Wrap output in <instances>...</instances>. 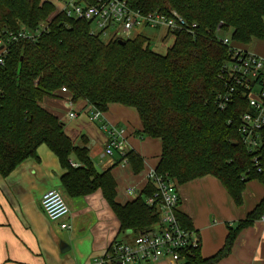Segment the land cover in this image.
I'll use <instances>...</instances> for the list:
<instances>
[{"label":"trees","instance_id":"16d2710c","mask_svg":"<svg viewBox=\"0 0 264 264\" xmlns=\"http://www.w3.org/2000/svg\"><path fill=\"white\" fill-rule=\"evenodd\" d=\"M128 1L145 14L176 10L197 25L195 35L176 33L173 46L160 55L141 35L124 45L92 36L89 23L58 14L49 0H0V31L17 34L45 25L36 40L11 43L0 65V175L8 177L46 145L66 170L61 181L69 197L101 191L122 232L142 233L159 223L156 207L145 201L154 186L148 184L136 200L118 204L111 170L98 172L86 145L76 146L64 123L44 108L45 98L66 88L74 103L84 101L103 113L112 104L136 109L141 136L161 142L158 174H168L179 186L212 176L242 206L250 182L264 186V130L261 148L249 152L239 133L241 116L251 111L247 98L238 90L225 110L218 108V97L229 93L224 67L230 53L216 41V33L222 23L221 32L232 30L234 45L243 48L264 39V0ZM73 157L77 168L71 165ZM127 157L140 172V156L129 152ZM263 216L264 198L244 220L228 226L225 243L214 256L203 258L199 248L183 253L179 264H218L231 255L239 234ZM177 218L192 230L186 216L177 213Z\"/></svg>","mask_w":264,"mask_h":264},{"label":"crops","instance_id":"0c3cea01","mask_svg":"<svg viewBox=\"0 0 264 264\" xmlns=\"http://www.w3.org/2000/svg\"><path fill=\"white\" fill-rule=\"evenodd\" d=\"M245 49L264 58V39L253 41ZM70 99V94L59 91L55 97L45 98L42 105L64 123L66 135L76 146L86 145L98 172L111 170L116 183V202L125 205L136 200L138 197L128 195L127 189L133 186L140 194L143 192L148 185L147 173L156 169L160 161L161 142L149 137L143 139L136 109L110 105L105 118L114 126L126 128V150L143 161L142 170L136 173L130 163L122 165L117 158L104 154L107 136L97 123L89 120L86 102L74 103L76 112L85 116L69 118L65 102ZM71 162L80 166L75 157ZM65 173L58 157L41 145L37 158L25 160L8 177L0 175V264H91L102 258L114 242L132 240L128 231H121L120 221L101 191L85 197H69L61 181ZM53 189L61 192L67 201L70 214L65 221L70 229H62L61 222L50 221L41 210L42 196ZM178 192L177 213L190 220L192 231L200 240L203 258L214 256L225 243L228 226L235 227L264 198V186L252 181L243 194L242 206L237 207L212 176L178 185ZM218 264H264V221L244 229L231 255Z\"/></svg>","mask_w":264,"mask_h":264},{"label":"built area","instance_id":"2783aa9c","mask_svg":"<svg viewBox=\"0 0 264 264\" xmlns=\"http://www.w3.org/2000/svg\"><path fill=\"white\" fill-rule=\"evenodd\" d=\"M56 12L67 19L84 21L90 25V35L99 37L105 42L128 41L136 38V30L141 27L161 29L165 32L163 40L176 33L185 32L195 35L196 24H190L176 10L154 11L147 14L135 10L128 0H52ZM220 23L216 33V41L227 47L230 60L224 67L229 93L218 97V108L225 110L232 102L233 94L240 90L247 98L250 112L241 116L239 133L242 142L249 152H257L261 148V131L264 130V58L253 51L235 46L232 30L221 32ZM45 25L40 24L35 30L21 29L17 34L0 31V65L9 54V46L20 39L36 40ZM61 92L68 93L66 88ZM68 116L74 119L79 116L75 104L70 99L65 102ZM91 122L97 123L100 130L107 136L104 154L117 158L122 165L129 164L126 150L127 130L114 126L107 121L105 113L89 106L85 109ZM230 124V123H229ZM254 163H260L254 157ZM72 167L79 165L71 162ZM147 184H152L155 191L146 198V204L156 207L159 223L142 233L128 231L132 236L129 242H114L102 258L95 259L91 264H158L169 261L174 264L181 262V256L188 251L198 250V235L183 228L177 218L180 202L178 184L168 174L162 175L151 169L146 175ZM127 194L137 198L142 195L135 187H129ZM40 207L50 221L61 222L62 229H70L65 221L70 209L58 190H49L41 198ZM264 221V216L261 219Z\"/></svg>","mask_w":264,"mask_h":264},{"label":"rangeland","instance_id":"374dc122","mask_svg":"<svg viewBox=\"0 0 264 264\" xmlns=\"http://www.w3.org/2000/svg\"><path fill=\"white\" fill-rule=\"evenodd\" d=\"M49 1H52V0H49ZM136 34L146 37L149 40L150 49L160 55H165L167 51L173 46L174 40H175L174 36H171V35L168 36L165 40H163V37L165 36V32L161 29L154 30V29H149L147 27H141L136 30ZM79 116H85V115L81 113ZM147 138L148 137L146 136L143 137V139L145 140ZM254 184H257V183H254Z\"/></svg>","mask_w":264,"mask_h":264},{"label":"water","instance_id":"95a60500","mask_svg":"<svg viewBox=\"0 0 264 264\" xmlns=\"http://www.w3.org/2000/svg\"><path fill=\"white\" fill-rule=\"evenodd\" d=\"M119 44L124 45L125 41H119Z\"/></svg>","mask_w":264,"mask_h":264}]
</instances>
